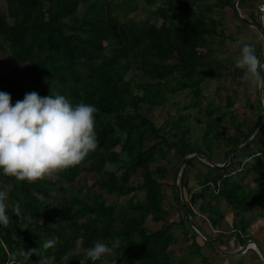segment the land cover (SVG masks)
<instances>
[{"label": "trees", "instance_id": "16d2710c", "mask_svg": "<svg viewBox=\"0 0 264 264\" xmlns=\"http://www.w3.org/2000/svg\"><path fill=\"white\" fill-rule=\"evenodd\" d=\"M135 1L120 0L107 8L99 0H5L6 14L0 12V53L7 54L14 67L22 66L25 75L7 85L2 83L0 92L10 94L13 105L26 93L34 91L45 97L51 92L65 95L73 104H93L99 111L95 114L98 148L87 157L88 170L79 164L58 172L55 180L47 177L31 184L0 172V187L8 191L7 214L11 218L7 227L0 226V264H8L9 253L37 249L52 238H56V244L45 253L50 264H80L82 254L66 260L64 257L70 250L92 247L97 241L113 249L114 264H173L170 248L177 243L175 231L179 228L190 243L175 264H193L197 259L200 264H209L197 240L200 237L179 208L174 181L173 198L180 219L167 221L163 188L172 164L168 154L173 152L178 165L194 154L223 164L255 129L243 133L244 124L231 111L234 100L230 96L225 97V111L213 101L204 111V149L189 138V114L167 112L164 124L157 127L147 113L165 107L171 97L184 92L192 99L188 108L200 109L206 80L235 65L229 57L223 61L218 57L227 52L223 40L235 42L224 34L222 13L224 6L233 8V0H144L154 7L156 22L128 19L121 23L113 10L126 9ZM188 6L195 9L188 12L191 20L177 11ZM256 53L262 57L261 48ZM227 116L236 135L219 129L220 119ZM216 141L227 149L223 162L211 158ZM257 142L262 147L254 151ZM234 159L243 167L242 172L234 168V162L224 169L205 165L209 171L201 180L204 191L189 198L192 207L201 201L198 209L211 218L212 228L217 226L212 216L218 222L224 220L217 208L221 200L232 210L235 231L231 235L206 233L214 248L200 238L202 245L217 256L222 250L217 245L229 247L228 240L233 237L241 246L248 240L259 245L257 239L247 235L245 215L252 206L264 218V174L259 175L264 173V128ZM163 160L167 165L151 169V164ZM82 173L91 174L96 191L85 182L74 188ZM136 173L141 181L134 185L131 182ZM250 175L260 181L257 188L244 184ZM210 184L214 188L219 185L217 193ZM186 186L181 176V196ZM60 192L65 194L62 201L55 196ZM137 192L144 193L143 201L131 199L124 206L117 203ZM105 197L115 200L106 203ZM16 203L30 220L14 215ZM188 211L196 222V215ZM148 219L161 224L160 228L149 230ZM105 258L95 264H103ZM38 259L33 255L26 264H36ZM17 264H23V257L17 255ZM85 264L93 262L87 260Z\"/></svg>", "mask_w": 264, "mask_h": 264}, {"label": "clouds", "instance_id": "9594fccd", "mask_svg": "<svg viewBox=\"0 0 264 264\" xmlns=\"http://www.w3.org/2000/svg\"><path fill=\"white\" fill-rule=\"evenodd\" d=\"M264 9V4L261 5ZM264 23V15L260 16ZM241 35L236 41L239 55L235 68L240 70L239 80L250 94L259 93L264 104V62L256 53L255 42ZM99 109L90 103L73 104L65 95L51 92L41 97L37 92L26 93L15 105L11 96L0 92V172L17 182L34 183L51 177L62 170L81 164L90 153L98 148L95 132V114ZM8 191L0 187V226L7 227L11 218L8 213ZM14 215L25 216L19 203L13 207ZM2 243V242H0ZM56 244V238L47 239L37 249L9 253L8 264H17V255L23 257V264L33 256L36 264H50L45 255ZM108 243L97 241L92 247L70 250L64 259L83 255L80 264L96 261L112 254Z\"/></svg>", "mask_w": 264, "mask_h": 264}, {"label": "rangeland", "instance_id": "374dc122", "mask_svg": "<svg viewBox=\"0 0 264 264\" xmlns=\"http://www.w3.org/2000/svg\"><path fill=\"white\" fill-rule=\"evenodd\" d=\"M99 1L103 2L108 8L109 6L113 5L114 3L120 0H99ZM153 10L154 7L148 6L144 0H137L133 2L131 6L129 7L127 6L126 9L125 8L121 10L114 9L113 15L118 16L121 23H125L128 19H134L137 23H142V22L150 23V22H156V18L152 13ZM226 10L230 11L232 10V7L224 6V8H222V13H225ZM177 11L181 12L187 20H191V16L188 12H193L195 11V9L192 6L178 7ZM0 12H2L4 15L6 14L5 0H0ZM219 14L220 13L217 11L216 16H219ZM157 23L159 24L160 21H157ZM228 26L229 25H226L224 21V28H225L224 34L227 37L230 38L232 37L234 40L236 38L238 40L241 37V36L238 37L239 33L235 32L234 28ZM237 40H235V42L230 39L223 40L224 47L227 49V52L225 54L218 55L221 61L226 60L227 57H229L235 64V61L239 55V49L235 46ZM0 44H2L1 37H0ZM6 56L7 54L0 53V85L2 83L7 85L10 81L24 78L25 75L22 66L14 67ZM240 75H241L240 70L236 69L234 65L230 67L228 70L218 71L217 73H215L214 78L207 79L202 89L203 91L202 93L204 94L205 98L201 102L200 109L188 108V106L192 104L191 103L192 99L187 94V92H184L171 97L169 103L166 104L165 107L153 108L152 110H150L147 113V117L150 120H152L157 127H160L164 124L167 118V112H171L174 114L179 113L183 115L189 114V126L191 127L189 138L194 145H197L200 148L204 149L203 134L206 129V123H205L206 116L204 114V111L209 105V103H211V101H213L217 105L222 106L223 111H225L223 107L225 105V97L230 96L234 100V105L232 106L231 111L235 116H237L239 121H241L244 124L242 128L243 133L247 134L249 131L254 129L256 131L259 125L261 124L262 119L264 118V112H263L264 105L261 103V99L258 93L250 94L247 86L239 80L238 77ZM176 108L179 109V111H177ZM214 117L217 118L218 115L215 114ZM227 122H229V116H227L223 120L220 119L219 129L230 135H236L234 127L230 126V124H228ZM261 147L262 146L257 142L253 145L252 149L256 151L259 150ZM211 151L213 154L211 158H213L214 161L223 162L224 155L227 149L223 146L222 143H220L219 141L214 142ZM168 157L172 161V164L168 166V173H169L168 178L164 181L165 185L163 188V193L165 196V201L163 205L166 212L169 214L167 216V221L171 222L174 219V221L177 222L180 219V215L178 214L177 203L174 201L173 198L172 185H173V179H174V184L176 185V173L174 174V169L178 167L177 164L178 162L175 159L173 152L169 153ZM192 159L189 161H192ZM86 160L87 158L81 163L82 165L81 167H85L86 168L85 170H88L89 167L85 164ZM231 162H234V164H236L237 160H235L233 157ZM157 165L165 166L167 165V162L163 160L151 164V169L154 170ZM197 166L198 165L193 166V164L189 166L190 167L189 169L193 174L195 173L194 172L195 168L199 169V167ZM235 166H237V164ZM90 175H91L90 173H82L73 183L74 188L78 189L85 182L93 192L96 191V188L92 186L94 181ZM48 178H50L51 180L56 179L54 175ZM140 181H141L140 174L136 173L132 177L131 183L136 185ZM193 184L194 183L190 181V186H192ZM6 187L10 188L9 185H7ZM55 196L59 199V201H62L65 194L63 192H60L55 194ZM130 197L131 196H128L126 198H120L117 200L118 201L117 203L121 206H124L127 205V202L130 201L131 199L133 201H143L145 196L143 192H137L136 194H134L133 197L131 198ZM113 200H115L114 197H105L106 203H110ZM254 219L257 220L256 223L262 227L261 229L264 232V218L257 217V219L256 218ZM146 226L149 230L151 229L155 230L159 227V224H155L150 219H148ZM175 236L177 239V243L170 248L173 264H175L176 261H178V259L183 254V251L187 249V245H189L190 243V242H186L183 239L182 230L180 228L175 231ZM253 238L259 241L260 247L264 246V233L263 235H259L258 233H256L253 236ZM197 240L200 244L203 243L200 238H197ZM239 247L232 245L227 247V246H220L218 244L217 248L222 249L217 252L219 256L214 255L212 251H207L209 252L210 255V258H208L206 254V250L208 249L203 246V248L206 249L204 253L205 256L209 259V264H221V263L243 264L245 259L246 261H249L250 264L251 263L258 264V261L256 260V256H255L256 251L251 248L246 252L248 253V256L245 258L243 257L244 254L234 255L230 257H225L222 254V253L235 252L237 249H239ZM115 257L116 255L112 253L111 255L107 256V258H105L103 264H114ZM226 259L228 260L226 261ZM192 263L200 264L198 259Z\"/></svg>", "mask_w": 264, "mask_h": 264}, {"label": "crops", "instance_id": "0c3cea01", "mask_svg": "<svg viewBox=\"0 0 264 264\" xmlns=\"http://www.w3.org/2000/svg\"><path fill=\"white\" fill-rule=\"evenodd\" d=\"M262 1L263 0H239L238 8H239L241 15L244 18H246L250 21H254L256 23V17L254 14V9ZM223 18L225 19L224 21H225L226 25H229L228 27L234 28L235 29L234 31L239 33L238 37H240L241 35H246V36L250 37L249 42H255L256 49L261 48L262 53H263V49H264L263 39L260 37V35L258 34V32L254 28H252V27L244 24L242 21H240V19L237 17L233 8L230 11L226 10L225 13H223ZM235 40H237V39L235 38ZM258 55H260V54H258ZM191 164H193V166L198 165L197 167H199V169L195 168L194 174L189 169L190 168L189 166ZM205 165H207V164L200 161L197 158L196 159L193 158L192 161H188L185 164V166L182 168V170L180 172V176L178 177V185H179V179L181 176L184 179V181H186V184H187L186 188H182V194H183L182 199H183V201L186 202L187 207L191 210L192 213L194 210L196 213L201 215V217L196 216L195 220H196V223L199 225V227L205 233L210 234L211 233L210 231H212V233L216 232V233H218V234L220 233L224 236L231 235L235 231L233 229V218L234 217H233L232 210L230 209V206L225 201L221 200L218 204V207H217L218 211H220L224 215V220H222V222H218L217 218L215 216H212V219L217 223L216 224L217 226L214 228H212L211 223H209V220H211V218H209V216L207 214L201 213L198 209V205H200L201 201H198L197 205L192 207L193 210L189 206L190 205V203H189L190 196L191 195L195 196L196 194L202 193L204 191V186L201 184V180H202V177L209 171V169ZM235 165H234L235 169H240V171L243 169V167H239L238 164H237V166H235ZM240 171H239V173H240ZM263 174H264L263 171L259 173V175H263ZM254 179L255 178L253 177V175H250L249 178H246L244 180V184L249 186L252 189L257 188L260 181H254ZM173 181H174V179H173ZM190 181L194 183L192 186H190ZM218 186L219 185H217V188H218ZM210 187L212 188V190H214V193H216L217 188H214L212 186V184H210ZM196 189H199V190H196ZM212 206H214V203H212ZM257 213H258V209L251 206L248 214L245 215L247 217L246 221L248 222L247 235L251 236V237H253L256 233H258L259 235H263V233H264L263 230L261 229L262 227L256 223L257 220L254 219V218L257 219V217H259L257 215ZM168 215L169 214L167 213V216ZM147 222H148V220H147ZM147 222H146V224H147ZM171 222H176V221H174V219H173V221H171ZM160 226H161V224H159V227L157 229H155V230L151 229V231H157L160 228ZM237 233H239L240 235H243V234H241V231H239V230L237 231ZM223 239H225V237ZM228 243H229V246L232 245V246L242 247L239 244V242L237 240H235L234 237L230 238L228 240ZM200 245L203 249L202 253L205 255L204 252L206 249L203 248L202 244H200ZM207 251L208 250H206L207 257L210 258L209 252H207ZM247 256H248V253H245L243 255L244 258ZM227 260L228 259H226V261ZM210 261H211V259H210ZM221 264H224V263H221ZM243 264H250V262L246 261V259H245Z\"/></svg>", "mask_w": 264, "mask_h": 264}, {"label": "water", "instance_id": "95a60500", "mask_svg": "<svg viewBox=\"0 0 264 264\" xmlns=\"http://www.w3.org/2000/svg\"><path fill=\"white\" fill-rule=\"evenodd\" d=\"M238 4H239V0H233V9L237 15V17L240 19V21H242L244 24L254 28L258 34L260 35V37L263 39L264 41V30L261 26H259L257 23H255L254 21H250L246 18H244L238 8ZM262 62H264V49H263V53H262V57H261ZM262 75H264V71L262 70ZM259 94V93H258ZM260 97V95H259ZM261 99V97H260ZM264 112V111H263ZM264 128V118L261 121V124L259 125V127L257 128V130L254 132V134L242 145L238 146L237 148H235L231 154L227 157V160L225 161V163L223 164H214L213 162L209 161L205 156L200 155V154H194V155H189L186 156L184 159H182L177 167L176 170V185H175V194H176V198H177V202L179 205V208L185 218V220L188 222V224L190 225V227L192 228V230L204 241H206L211 247L214 248L213 243L211 242V240L209 239V237L207 236V234L199 227V225L191 218L188 208L186 207V205L184 204L183 200H182V196H181V192H180V188L178 185V177L180 176V172L182 170V168L185 166V164L191 160L192 158H197L200 161L206 163L207 165H209L210 167H218L221 169L226 168L232 161L233 157L245 146L249 145L263 130ZM251 246H254L257 250V255L261 257L263 263H264V255H263V251L261 249V247L254 243L251 240H248L242 247H240L239 249H237L235 252H229V253H222L225 257H230V256H234V255H239V254H245L250 248Z\"/></svg>", "mask_w": 264, "mask_h": 264}, {"label": "built area", "instance_id": "2783aa9c", "mask_svg": "<svg viewBox=\"0 0 264 264\" xmlns=\"http://www.w3.org/2000/svg\"><path fill=\"white\" fill-rule=\"evenodd\" d=\"M262 4H264V0L260 3V4H258L256 7H255V9H254V14H255V17H256V23L259 25V26H261L262 28H263V30H264V23H262L261 22V20H260V16L261 15H264V9H262L261 8V5ZM264 105V104H263ZM196 190H199V189H196ZM195 190V191H196ZM194 191V192H195ZM218 192V189H216V193ZM192 194V193H191ZM190 206V208L192 209V206L191 205H189ZM193 210V209H192ZM193 214H195L196 216H199V217H201V215H199L198 213H196L194 210H193ZM251 249H253V250H255L256 252H257V250H256V248L254 247V246H251ZM261 249H262V251H263V255H264V246L263 247H261ZM257 254V253H256ZM258 258H259V262H258V264H264L263 263V261H262V259H261V257L260 256H258Z\"/></svg>", "mask_w": 264, "mask_h": 264}]
</instances>
